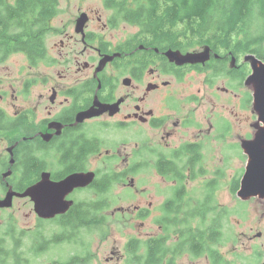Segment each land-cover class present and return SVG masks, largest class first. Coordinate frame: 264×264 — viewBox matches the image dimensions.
Segmentation results:
<instances>
[{"label": "flooded vegetation", "instance_id": "flooded-vegetation-1", "mask_svg": "<svg viewBox=\"0 0 264 264\" xmlns=\"http://www.w3.org/2000/svg\"><path fill=\"white\" fill-rule=\"evenodd\" d=\"M109 10L111 14L106 15ZM82 13H86L87 22L78 31L77 20ZM114 14L115 10L106 5L104 9L80 10L72 23L76 33L64 34L60 44L54 46L58 48V56L51 55L46 44L47 56L39 62L57 67L58 76L48 77L44 82L47 89L39 94L38 107L18 103L21 99L27 100L29 88L22 89L21 94L14 89L12 109L0 106L10 122L16 120L17 127L0 129V199L12 194L11 206H0V224L6 227L3 235L0 233V262L22 264L27 254L16 248L22 236L21 240L30 244L29 254L47 252L49 247L57 245L54 242L59 246L68 245L60 249L59 256L49 257L45 264H96V241L100 239V244L104 243L109 237V218L120 217L125 222L140 223L144 228L146 221L153 218L159 230L139 232L140 235L132 233L123 249L111 250L105 264H197L200 260L205 264H264V208L257 207L258 215L248 228L238 231L237 239L230 218L247 219L252 216L251 211L239 202L235 207L225 208L220 198L216 199L225 183L226 169L223 165L211 166L207 153L210 144L217 146L214 150H218V145L222 152L225 150L223 145L232 133V125L225 115L210 113L202 103L204 97L182 92L189 75L194 79L204 75L208 88H214L215 78L220 76L235 82L233 73H238L246 61L231 53L225 54L223 49L215 51L210 45L211 57L206 62L178 64L167 55L169 50L185 54L201 51L209 44L182 49L131 39L138 31L118 39L114 29L122 21L115 24ZM39 62L30 64L33 67ZM27 82L33 87L36 79ZM239 84L240 81L230 86L236 88ZM202 90L198 88L199 92ZM223 90L232 93L228 88ZM8 93L5 90L0 94V100H8ZM233 95L238 97V93ZM182 96L184 99H180ZM101 105H107V109L78 121L79 113L93 107L96 110ZM41 108L46 115L37 119ZM12 132L17 135H8ZM113 140L123 143L113 144ZM133 140L138 147L132 156L122 159L123 145ZM238 149L242 150L240 146ZM149 170L160 185H168V189L157 188L159 195L142 183L143 172ZM90 172L94 173L91 183L65 194L63 201L69 207L62 213L41 216L33 197L23 195L44 173H49L53 182H60L72 174ZM211 172L215 178L209 176ZM245 172L246 168L232 178L230 190L237 180L240 189ZM118 184L133 193L131 199L121 195L119 202L109 201V189L119 188ZM177 187L186 191L191 211L200 205L207 206L203 217L187 218L185 209L166 215V205ZM198 196L201 197L197 199ZM261 201L264 205V197ZM113 206L116 211L107 216ZM20 218L25 219V225H19ZM188 219L192 226L197 227L201 222L207 230L208 241L203 243L205 247L197 249V254L188 247L176 249L178 229L189 223ZM57 222V230L46 228ZM98 223L105 224L101 229L104 233H99ZM87 224L94 225L100 236L82 242L81 237L87 235ZM10 227L13 231L9 232ZM132 240H137L140 247L131 248ZM3 241L11 248H3ZM233 241L236 244L230 249ZM156 244H164L166 248L161 251L154 247ZM239 245L247 251L237 249ZM135 251L139 257H135ZM185 257L192 263L182 261Z\"/></svg>", "mask_w": 264, "mask_h": 264}, {"label": "trees", "instance_id": "trees-1", "mask_svg": "<svg viewBox=\"0 0 264 264\" xmlns=\"http://www.w3.org/2000/svg\"><path fill=\"white\" fill-rule=\"evenodd\" d=\"M104 4L115 10V24L125 21L139 28L131 39L182 49L209 44L215 51L223 49L225 54L231 53L238 59L255 54L264 60V0H104ZM59 8L60 0H0V59L15 52L24 53L33 64L45 58L46 36ZM246 62L232 76L241 84L251 73V67ZM252 93H246L249 103L253 101ZM4 114L1 110L0 129L17 128L14 125L16 120L10 122ZM34 160L37 162V159ZM238 188L239 180L232 192L236 193ZM166 207V215L185 209L187 218L203 217L207 208L200 205L191 211L186 191L181 187L174 190ZM188 221L178 229L179 240L175 246L178 251L188 247L193 254H197V249L205 247L203 243L208 241L205 237L207 230L201 222L196 227L192 226L190 219ZM129 246L133 249L140 247L137 240H132ZM154 247L161 251L166 248L164 244ZM134 254L139 257L137 251Z\"/></svg>", "mask_w": 264, "mask_h": 264}, {"label": "rangeland", "instance_id": "rangeland-1", "mask_svg": "<svg viewBox=\"0 0 264 264\" xmlns=\"http://www.w3.org/2000/svg\"><path fill=\"white\" fill-rule=\"evenodd\" d=\"M93 8H105L104 0H60V8L58 14L53 18L51 28L46 36V44L47 47L50 50L51 55L58 56V48H54L55 44H60V41L63 39V35L66 33L74 34L75 29L74 25L72 24L74 21V18L78 14L80 10H91ZM111 11L106 13V15H110ZM138 27L134 24L122 21L116 29H114V33L117 35L118 39H125L128 36L133 35L138 31ZM81 45V44H80ZM82 47V45H81ZM245 58L243 56L242 61H244ZM40 64L37 66H33L30 64L27 56L22 52H15L8 54L0 59V94L4 93L5 90H8V100H0V106L6 107V109H12V93H14V89H18L21 94V90L25 89V91L29 88L28 91V97L25 99H21L18 103L19 104H25V103H31L32 105H38L41 102V98H39V94L42 92H45L47 87L44 85V82L47 80L48 77H57V67H50L46 64V62H39ZM248 64L250 67H252V62L248 61ZM199 76V79H194L191 77V75L188 76L187 81L184 83L183 93H196L200 97H204L202 99V103L205 107H207L210 111V113L216 112L218 114H223L226 117V120H229L230 125H232V133L229 135V139L226 142L225 150L222 152L220 150L221 145H218V150H214L217 146H213L212 144L209 145V151L207 153L209 162L211 166H218L223 165L226 169V176H225V183L223 187L221 188L220 192L218 193L217 198H220L225 208H231L232 206L235 207V205L239 202V205L243 208L248 207V210L251 211L252 216L247 219H240L239 216H232L230 218V225L232 226L233 231L236 233L237 239L238 237V231L242 228H248L252 223L253 219H255V215H258L259 211H257V207L259 209L264 208L263 201L261 196H252V197H258V198H252V197H239L236 193L232 192L230 190V181L233 177L236 176L240 171L242 172L243 169L245 170L246 164L248 161V155L244 154L245 149L243 147V143L245 141L254 140L257 134L260 131V123H259V115L254 107V103H249L246 100V93L249 91L254 90V83L244 81L243 84H239L236 86V88H232L230 86L231 84L239 83L240 80H236L235 82L230 81L229 78L226 76H220L215 78V86L214 88H208L203 81L204 75H197ZM36 79V82H35ZM27 81H34L33 87L30 86L32 83ZM30 86V87H29ZM203 88L202 92L198 91V88ZM230 87V88H229ZM32 88V92H31ZM224 88H228L229 92H232L231 94L226 93ZM235 90V91H234ZM213 92H216L214 95ZM233 92L238 93V97H234ZM31 94V95H30ZM185 96H182L180 99H184ZM7 109V110H8ZM39 116L38 118H42L43 115H46V111L44 108H41V110H38ZM214 119V117H213ZM111 129V128H110ZM138 130V129H137ZM10 136L17 135L16 132L8 133ZM113 136L116 138L118 137V134ZM113 136L110 135V138ZM137 136V134H136ZM115 143H123L119 140H113V144ZM232 144H235L234 146ZM152 146H157V144H152ZM242 148L240 151L238 147ZM136 141H130L123 145L124 150V158L132 156V152L137 148ZM122 150V148H121ZM127 151L131 152V154L128 155ZM244 151V152H243ZM236 154V155H235ZM121 164V163H120ZM230 173V174H229ZM144 176L142 177V183L150 186L153 190L156 191L157 195H159L160 192L157 191L158 187H162L163 189H166L168 187L167 184H159V181H156V178L152 176L151 171L143 172ZM210 177L215 178L216 176L211 172L209 174ZM218 180H220V176L217 177ZM217 184V183H216ZM119 188H113V186L109 189V194L107 195V198L109 201H117L119 202L121 199V195H123L126 198H130V196H133V193L126 189L127 187H121V184L117 185ZM126 189V190H125ZM168 189V188H167ZM166 192V191H165ZM199 193H196V195ZM201 196H198L197 199H199ZM156 204L160 203L155 202ZM111 208V207H110ZM116 211L115 207L113 206L109 210L110 216L111 212ZM100 213V212H99ZM101 214V213H100ZM102 215V214H101ZM119 215V213H118ZM106 223V222H105ZM256 223H258L256 221ZM25 225V219L20 218L19 219V225ZM58 222L55 224H51L47 226L46 228L49 229L50 227L53 230L58 229ZM108 224V223H107ZM147 227H143L140 225V223H134V222H125L124 219L120 217L116 218H109V237L106 238L104 243H101V240L98 239L96 241V254L98 257V261L96 264H105L106 258L111 255L112 249H123L124 244L129 236L132 235V233H136L138 235L139 232H156L158 231V225L155 223V220L153 218H149L146 221ZM18 225V224H16ZM48 225V224H47ZM85 225V224H84ZM91 224L86 225V236L81 237L82 242H88L90 241V238L98 237L100 236L99 233H104L101 229L104 227L103 224H98L99 226V233L96 231L95 226H90ZM83 227V226H81ZM263 226H259L258 228H261ZM6 230V227L0 224V233H2ZM105 230V229H103ZM7 231H13L11 227ZM16 232L20 233L19 230L16 228ZM49 233L52 231L49 230ZM0 235V236H2ZM22 236L17 240V250L21 252H25L27 255L26 257H23L24 260L22 264H45L46 260L49 257L59 256L60 249L61 248H68V245L65 246H59L57 242H54L51 248L49 247V250L44 253L39 254H29L30 251L27 250L29 247V242L27 240L22 241ZM21 240V241H20ZM240 241V240H239ZM3 248H11L10 244H6L4 241ZM2 244V243H1ZM100 244V245H99ZM236 242L233 241V243L230 246V249L235 246ZM1 247V245H0ZM237 249H242L243 252H246V249H243L240 245ZM231 251V250H229ZM120 253V252H119ZM0 252V256H1ZM27 257L29 258V261H27ZM182 261L186 263H192L187 257H185ZM115 261H112L113 263ZM0 264H6V262L2 261ZM197 264H205L204 260H200L197 262Z\"/></svg>", "mask_w": 264, "mask_h": 264}, {"label": "water", "instance_id": "water-1", "mask_svg": "<svg viewBox=\"0 0 264 264\" xmlns=\"http://www.w3.org/2000/svg\"><path fill=\"white\" fill-rule=\"evenodd\" d=\"M87 22L86 13H82L77 20V30L81 31ZM167 55L178 64L206 62L211 57V46H205L201 51H192L183 54L180 51L169 50ZM233 64L235 57L232 59ZM245 61L252 62V73L247 77L248 82L254 83L253 101L259 115L260 131L254 140L245 141L243 147L248 155L246 172L241 180V187L237 194L240 197L263 196L264 197V60L255 54L245 56ZM107 109V105L90 109L79 113L78 121L86 117L99 115ZM94 173H75L60 182H53L49 173H44L42 179L28 188L23 195H31L35 201L36 211L44 217L53 216L67 210L69 204H64L65 194L78 186H86L92 182ZM12 194L0 199V206H11Z\"/></svg>", "mask_w": 264, "mask_h": 264}, {"label": "bare ground", "instance_id": "bare-ground-1", "mask_svg": "<svg viewBox=\"0 0 264 264\" xmlns=\"http://www.w3.org/2000/svg\"><path fill=\"white\" fill-rule=\"evenodd\" d=\"M197 152V151H196Z\"/></svg>", "mask_w": 264, "mask_h": 264}]
</instances>
